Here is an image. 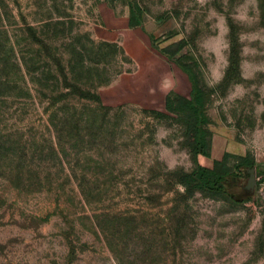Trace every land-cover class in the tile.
I'll list each match as a JSON object with an SVG mask.
<instances>
[{
  "label": "rangeland",
  "instance_id": "obj_1",
  "mask_svg": "<svg viewBox=\"0 0 264 264\" xmlns=\"http://www.w3.org/2000/svg\"><path fill=\"white\" fill-rule=\"evenodd\" d=\"M102 1L0 0V264H264V182L243 205L186 197L182 122L98 102L163 68L159 85L188 97L160 53L183 39L211 91L199 162L249 155L264 177V0H121L152 36L136 57L97 36Z\"/></svg>",
  "mask_w": 264,
  "mask_h": 264
},
{
  "label": "trees",
  "instance_id": "obj_2",
  "mask_svg": "<svg viewBox=\"0 0 264 264\" xmlns=\"http://www.w3.org/2000/svg\"><path fill=\"white\" fill-rule=\"evenodd\" d=\"M107 1L112 3L117 0ZM129 10V27H141V16L136 13L133 6L129 5ZM149 37L152 40V36ZM184 48L185 41L181 39L166 45L160 53L187 76L190 84L189 96L170 91L164 97L163 111L151 110L161 116H174L184 125L185 146L191 153L195 168L191 172L174 173L175 182L184 189L186 197L199 192L211 199L229 202L232 205L251 202L253 200L248 197L249 191L241 185V180L252 168L255 169L256 184H262L264 177L259 174L249 155L224 153L220 159L212 160L211 166H204L199 162V158L211 159L212 157V133L207 128L205 115L207 97L211 91L201 78L197 64L189 62L187 55L183 52ZM98 102L102 105L99 96ZM103 108L111 109L105 106Z\"/></svg>",
  "mask_w": 264,
  "mask_h": 264
},
{
  "label": "crops",
  "instance_id": "obj_3",
  "mask_svg": "<svg viewBox=\"0 0 264 264\" xmlns=\"http://www.w3.org/2000/svg\"><path fill=\"white\" fill-rule=\"evenodd\" d=\"M98 12L101 18V25L97 31L99 38L108 42L121 40L125 50L128 49V42L131 41V51H133V54H131H135V57L141 46L151 45L149 37L151 34L144 31V23L141 27H129V6L123 4L121 0L112 3L103 0L98 6ZM162 57L169 62L164 56ZM167 74V69L163 68L162 73L157 75L160 76L159 79L162 81L167 78ZM155 80H158V78L149 79L147 83H144L143 80L138 79L136 74L122 76L113 85L105 88L100 93V101L103 106L111 108L125 103H139L148 106L158 104L164 109V97L172 90L164 88L161 84L159 85L160 80Z\"/></svg>",
  "mask_w": 264,
  "mask_h": 264
},
{
  "label": "water",
  "instance_id": "obj_4",
  "mask_svg": "<svg viewBox=\"0 0 264 264\" xmlns=\"http://www.w3.org/2000/svg\"><path fill=\"white\" fill-rule=\"evenodd\" d=\"M247 174H248V180H247V183L245 185V189L247 191H252L255 186H256V177H255V169H249L247 171Z\"/></svg>",
  "mask_w": 264,
  "mask_h": 264
}]
</instances>
